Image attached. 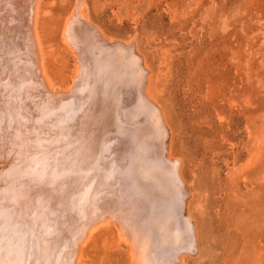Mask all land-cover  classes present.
I'll list each match as a JSON object with an SVG mask.
<instances>
[{
  "label": "bare ground",
  "instance_id": "6f19581e",
  "mask_svg": "<svg viewBox=\"0 0 264 264\" xmlns=\"http://www.w3.org/2000/svg\"><path fill=\"white\" fill-rule=\"evenodd\" d=\"M43 16L44 0H0V264H82L108 228L129 264H183L197 249L186 191L133 40L112 41L74 0L61 83Z\"/></svg>",
  "mask_w": 264,
  "mask_h": 264
},
{
  "label": "rangeland",
  "instance_id": "374dc122",
  "mask_svg": "<svg viewBox=\"0 0 264 264\" xmlns=\"http://www.w3.org/2000/svg\"><path fill=\"white\" fill-rule=\"evenodd\" d=\"M83 1L112 41L133 40L149 70L196 241L183 264H264V0ZM73 2L44 0L61 83L74 68L59 38ZM90 240L82 264H129L113 229Z\"/></svg>",
  "mask_w": 264,
  "mask_h": 264
}]
</instances>
